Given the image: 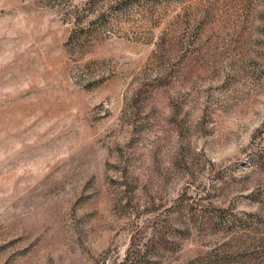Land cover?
Returning a JSON list of instances; mask_svg holds the SVG:
<instances>
[{
  "label": "rangeland",
  "instance_id": "obj_1",
  "mask_svg": "<svg viewBox=\"0 0 264 264\" xmlns=\"http://www.w3.org/2000/svg\"><path fill=\"white\" fill-rule=\"evenodd\" d=\"M0 264H264V0H0Z\"/></svg>",
  "mask_w": 264,
  "mask_h": 264
},
{
  "label": "trees",
  "instance_id": "obj_2",
  "mask_svg": "<svg viewBox=\"0 0 264 264\" xmlns=\"http://www.w3.org/2000/svg\"><path fill=\"white\" fill-rule=\"evenodd\" d=\"M139 252H140V251H139V249H138V250H135V252H134L133 256H134V255H137ZM129 260H130V259H129ZM131 260H133V261H132V263H134V262H135V261H134V258H133V259L131 258Z\"/></svg>",
  "mask_w": 264,
  "mask_h": 264
}]
</instances>
